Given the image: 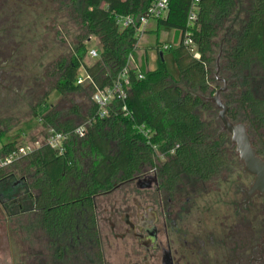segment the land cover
Segmentation results:
<instances>
[{
	"label": "trees",
	"instance_id": "trees-1",
	"mask_svg": "<svg viewBox=\"0 0 264 264\" xmlns=\"http://www.w3.org/2000/svg\"><path fill=\"white\" fill-rule=\"evenodd\" d=\"M68 1L80 32L71 56L53 62L55 80L32 107V116L46 136L53 129L66 139L61 148L44 143L0 167V180L33 175L29 185L32 207L26 210L19 200L15 204L19 214L34 210L38 224L54 237L92 236L97 220L95 198L117 184L153 169L170 188L179 186L186 176L205 182L218 176L231 162L230 151L235 153L230 135L221 131L215 104L205 99L220 88L215 71L221 51L220 68L228 80L222 97L229 106L228 116L246 123L261 156L264 0H169L168 15L153 19L155 29L151 21L146 30L157 35L164 31L170 37L157 38L152 46L156 50L152 68L136 63L139 26L124 27L117 16L141 17L154 0ZM193 9L196 19L190 21ZM92 38L98 41L99 57L88 63ZM165 43L172 47L164 49ZM168 52L173 54L177 76L166 66ZM126 68L127 96L114 98L107 115L101 117L93 94L113 87ZM83 74L91 81L78 83ZM53 92L62 97L88 94L92 101L87 114L82 115L77 104L67 113L49 105ZM84 122L85 133L80 136L76 130ZM20 135L5 141L6 131L0 127V153L7 155L25 145V133Z\"/></svg>",
	"mask_w": 264,
	"mask_h": 264
},
{
	"label": "flooded vegetation",
	"instance_id": "flooded-vegetation-1",
	"mask_svg": "<svg viewBox=\"0 0 264 264\" xmlns=\"http://www.w3.org/2000/svg\"><path fill=\"white\" fill-rule=\"evenodd\" d=\"M7 2L13 4L16 0H0V35ZM1 40L0 36V83ZM154 179L152 187H142ZM186 180V185L170 188L153 169L117 184L105 194L135 182L140 191L154 190V196L145 195L144 201L140 196L133 197V203L126 205L122 213L112 203L106 235L101 228L97 197L92 236L54 237L35 219L36 223L29 224L32 236L27 239L21 261L16 254L19 243L24 244L17 240L21 224L12 226L9 222L19 212L15 213V205L0 194V264H264V194L248 197L253 177L249 187L239 188V198L216 203L209 201L206 189L200 186L205 181L192 182L188 176ZM30 213L36 216L34 210ZM106 245L112 253H107Z\"/></svg>",
	"mask_w": 264,
	"mask_h": 264
},
{
	"label": "rangeland",
	"instance_id": "rangeland-1",
	"mask_svg": "<svg viewBox=\"0 0 264 264\" xmlns=\"http://www.w3.org/2000/svg\"><path fill=\"white\" fill-rule=\"evenodd\" d=\"M73 17L74 8L68 0H16V3L5 4L3 17H1L3 22L0 35L3 43L1 46L0 127L6 131L5 141L10 138H20L22 136L20 134L24 132L26 136L24 141H28L26 144L38 142V146L45 143L47 136L38 120L32 116V107L42 100L43 95L55 80V76L51 75L53 62L68 59L71 56L76 37L80 32ZM153 22L154 20H152V29H155ZM151 36V39L150 37L142 39L140 45L150 47L155 44L157 38L163 41L170 38L164 31L159 35L152 32ZM89 47L99 48L97 39L92 38ZM146 53L137 52L136 63L152 68L155 65L156 53H152L155 59L151 55V59H148ZM165 59L169 72L177 76L173 54L166 53ZM86 61L89 63L94 59L86 57ZM219 75L223 76L221 68ZM218 86L222 87L223 83L219 82ZM212 96H215V93ZM91 101V96L86 93L62 97L57 92H53L48 104L61 109L64 113H67L72 105L77 104L84 115L87 114ZM223 101L225 102L224 99ZM40 111L44 112L45 108ZM216 114L218 116L219 109L216 110ZM205 117H208V113ZM83 125L86 126L87 122ZM258 148L261 151V157L264 158V147L259 145ZM230 154L231 162L228 166L215 178L200 184L206 189V196L210 202L216 203L223 201L224 198L229 202L239 198V188L241 186L247 188L252 182V177L245 173L238 156L231 151ZM189 178L192 182L194 179L199 180L196 177ZM32 179V173L27 174L25 179H22V176H7L1 179L0 194L6 196L3 200H7L12 205L23 200L24 208L29 210L32 207L29 191ZM184 181H187L186 177L182 181L186 185ZM148 194L153 197L154 190L140 191L135 182H131L109 195L105 193L99 195L96 202L103 233L106 235L108 232L109 209L112 203H115L119 213H122L126 205L133 203V197L140 196L144 201L145 195ZM13 211L17 212L16 206L13 207ZM36 217L35 213H21L9 220L12 226L21 224V230L17 231V240L24 241V244L22 246L19 243L20 246L16 248L18 260H22L26 254L27 239L32 236V231L28 230L29 224L36 223ZM104 239L107 240L106 237ZM106 249L108 254L112 253L107 245Z\"/></svg>",
	"mask_w": 264,
	"mask_h": 264
},
{
	"label": "built area",
	"instance_id": "built-area-1",
	"mask_svg": "<svg viewBox=\"0 0 264 264\" xmlns=\"http://www.w3.org/2000/svg\"><path fill=\"white\" fill-rule=\"evenodd\" d=\"M194 3L199 2L200 0H193ZM169 12V0H154L149 9L141 16L137 17L134 15L127 16H117V21L120 25L124 27L128 26H139V41L145 34L146 30L151 24V21L155 18L166 17ZM196 19V12L193 9L190 13L189 20L194 21ZM186 43H191V40H187ZM172 46L169 43H165L163 45L164 49H170ZM88 56L90 59H97L99 57V48L90 47L88 51ZM142 78V74L139 75ZM87 81H91L90 76H86L85 74L80 75L78 78V83H84ZM129 83L128 78V69H124V71L119 75L117 80L114 83V86L108 88L106 90H99L93 94L92 99L99 106V115L104 117L108 113V109L112 100L116 97L125 98L127 96L125 87ZM85 125H82L77 128L76 132L83 136L85 133ZM66 139V135L63 133L55 132V130H49V135L45 138V144H48L54 148H61L63 140ZM38 143V142H37ZM37 143L31 142L29 144L22 145L17 150L10 152L7 155H2L0 153V167H6L16 161L17 159L32 153L37 146Z\"/></svg>",
	"mask_w": 264,
	"mask_h": 264
},
{
	"label": "water",
	"instance_id": "water-1",
	"mask_svg": "<svg viewBox=\"0 0 264 264\" xmlns=\"http://www.w3.org/2000/svg\"><path fill=\"white\" fill-rule=\"evenodd\" d=\"M222 51L219 53L216 61V77L219 82L223 83L216 92L215 96L205 97L215 104L219 109L218 118L222 123V131L230 135V143L235 148L240 163L244 166L246 173L253 177V183L247 190L248 197L254 194H264V158L258 154L257 149L253 146L252 139L246 123L234 122L228 116L229 106L223 101L221 94L228 90V80L220 76V59ZM154 180H149L142 187L150 188Z\"/></svg>",
	"mask_w": 264,
	"mask_h": 264
},
{
	"label": "crops",
	"instance_id": "crops-1",
	"mask_svg": "<svg viewBox=\"0 0 264 264\" xmlns=\"http://www.w3.org/2000/svg\"><path fill=\"white\" fill-rule=\"evenodd\" d=\"M150 30V29H149ZM151 32H149V33H145L144 35H143V37L140 39V41L142 40V39H146L147 37H150V39H151ZM157 34V33H156ZM176 35V33L174 32V31H172L171 32V36L173 37V36H175ZM140 41H139V43H140ZM139 50H138V52L140 51V52H144V53H146L147 52V55L149 56V58L151 59V56H152V58L153 57H155V56H153V54L152 53H155L156 52V50L155 49H153L152 48V46L153 45H151L150 47L149 46H147V45H145V46H141L140 44H139ZM147 46V47H146ZM151 55V56H150ZM155 55V54H154ZM153 59H155V58H153Z\"/></svg>",
	"mask_w": 264,
	"mask_h": 264
}]
</instances>
